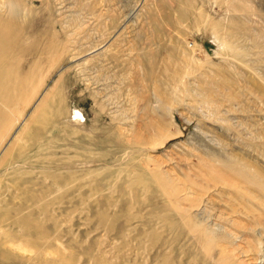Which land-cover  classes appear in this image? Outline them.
Listing matches in <instances>:
<instances>
[{
    "label": "rangeland",
    "instance_id": "obj_1",
    "mask_svg": "<svg viewBox=\"0 0 264 264\" xmlns=\"http://www.w3.org/2000/svg\"><path fill=\"white\" fill-rule=\"evenodd\" d=\"M0 264H264V0H0Z\"/></svg>",
    "mask_w": 264,
    "mask_h": 264
}]
</instances>
